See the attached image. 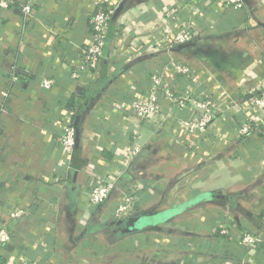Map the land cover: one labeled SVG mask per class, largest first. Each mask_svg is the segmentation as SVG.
<instances>
[{"label":"crops","instance_id":"obj_1","mask_svg":"<svg viewBox=\"0 0 264 264\" xmlns=\"http://www.w3.org/2000/svg\"><path fill=\"white\" fill-rule=\"evenodd\" d=\"M239 1L31 0L29 16L17 2L0 10V227L12 232L0 264H264V111L252 101L264 96V0ZM99 6L121 9L108 60L86 89L71 73ZM190 23L194 45L166 56L189 61L195 78L172 75L154 52L163 26L170 36ZM151 72L162 75L161 101L165 87L212 100L217 113L202 140L180 128L184 115L167 102L161 126L131 113V102L150 96ZM44 79L52 80L47 90ZM248 117L252 131L236 143ZM68 122L71 155L54 143ZM133 131L141 149L130 158ZM94 176L113 190L87 206ZM124 190L137 206L114 219ZM14 209L20 219L9 218ZM218 223H230L231 238L214 230ZM241 232L262 241L249 248Z\"/></svg>","mask_w":264,"mask_h":264},{"label":"built area","instance_id":"obj_2","mask_svg":"<svg viewBox=\"0 0 264 264\" xmlns=\"http://www.w3.org/2000/svg\"><path fill=\"white\" fill-rule=\"evenodd\" d=\"M227 4H233L236 7H241L242 4L239 0H225ZM19 4V9L26 15L31 14V0H0V10H9L15 3ZM112 10H108L99 6L96 8L90 20V43L87 48H84L80 52L79 63L76 70L71 73L73 80H80L86 89L91 87L93 81V75H95L102 66L105 60H108V52L105 49L106 38L108 32V26ZM175 16L173 14L172 19ZM167 27L161 28V34L157 39L154 52L160 56L170 54L171 48L188 41L193 40L196 37L195 28L193 24H186L173 35L168 36ZM107 52V53H106ZM110 58V57H109ZM166 69L172 75H189L191 78H195V68L189 61L175 62L171 57L167 61ZM152 87L148 100L133 101L129 104L131 113L140 121H150L161 126L166 121L164 118H160L162 102H167L173 106L176 111L183 113L178 121L180 128L185 130L188 134L196 135V139L202 140L203 135L210 127L217 110L214 103L210 98L203 94H196L193 91H185L177 93L169 87L163 89V100L161 101L156 96V90L161 85L162 75L156 72H151ZM52 85V80H42L41 86L43 89H49ZM6 93L4 94V96ZM255 109L264 111V96L254 95L252 98ZM252 117L244 119V122L237 128L235 132L236 143L242 136L248 135L252 131L251 121ZM134 141L128 146L125 154L130 158L135 157L140 151L137 137L138 132L133 131ZM54 143L60 146L67 154L71 155L75 145V128L71 123H67L54 137ZM113 186L105 181L103 178L94 176L92 184L86 191L87 206H98L106 202L112 193ZM119 202L113 208L114 219H119L124 215L130 213L137 206L136 198L127 191H122ZM23 215L22 210L14 209L11 211L9 218L20 219ZM219 230L220 235L224 238H231L230 231H232L230 223H218L214 230ZM12 239V232L7 228L0 227V244H7ZM239 241L252 248L262 241L257 235L249 232H241L238 235ZM18 264H49L40 261H20ZM177 264H186L184 262H178ZM188 264V263H187Z\"/></svg>","mask_w":264,"mask_h":264},{"label":"water","instance_id":"obj_3","mask_svg":"<svg viewBox=\"0 0 264 264\" xmlns=\"http://www.w3.org/2000/svg\"><path fill=\"white\" fill-rule=\"evenodd\" d=\"M120 9H121V7L118 8L117 10H115V12L112 14V16L110 18V23H109V26H108V32H107L105 49H107V45H108L109 40H110L112 23L116 19L118 13L120 12ZM193 45H194V42L191 40V41H188V42H185V43H182V44H178L177 46H175L174 48H172V51H177L178 52V51L184 50V49L185 50H188ZM216 197H218L219 199H226L227 196L226 195H222V194H216ZM201 198H203V197L194 198L193 200H191L189 202L179 204L178 205L179 207H173L170 210H167V211H164V212H161V213H158V214H154L153 215L154 221H166L172 215L176 214L177 212H179L180 210H182L186 206H189L191 203H193V202H195V201H197L198 199H201ZM134 219L136 220L137 217H134Z\"/></svg>","mask_w":264,"mask_h":264},{"label":"trees","instance_id":"obj_4","mask_svg":"<svg viewBox=\"0 0 264 264\" xmlns=\"http://www.w3.org/2000/svg\"><path fill=\"white\" fill-rule=\"evenodd\" d=\"M185 50V49H184ZM180 51H183V50H180ZM180 51H178V52H180ZM175 53H177V51H174ZM175 53H173V55H175ZM159 57H160V59H162L163 60V62L164 63H166L169 59H168V57L166 56V55H162V56H160L159 55ZM68 106H71V108L73 109L74 107H75V105H74V103H73V100L71 99L69 102H68ZM79 107V106H78ZM72 124V123H71ZM73 126V125H72ZM74 127V126H73ZM174 207H179L178 205L177 206H174ZM182 209V208H181ZM181 211V210H180Z\"/></svg>","mask_w":264,"mask_h":264}]
</instances>
